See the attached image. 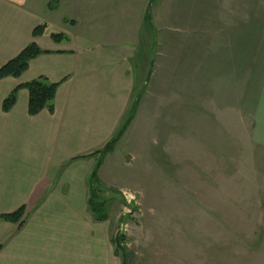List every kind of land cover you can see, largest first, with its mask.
Wrapping results in <instances>:
<instances>
[{
    "label": "crops",
    "instance_id": "crops-1",
    "mask_svg": "<svg viewBox=\"0 0 264 264\" xmlns=\"http://www.w3.org/2000/svg\"><path fill=\"white\" fill-rule=\"evenodd\" d=\"M51 1L0 0V69L33 43L43 52L19 78L0 80V216L25 210L19 223L0 219V264H123L122 257L117 262L116 250L110 258L108 221H96L90 211L88 180L98 162L96 153L127 121L135 93L142 89L139 81L148 72V62L155 60L151 56L155 43L142 42L149 10L139 6L131 15L127 0H100V13L93 9V0H59L50 9ZM225 1L215 0L213 12L203 20L200 16L205 31L225 32L220 37L227 41L216 44L220 49L214 51L212 71L206 74L231 79L232 74L244 73L238 78L246 79L253 56L254 15L260 20L256 31H264L263 0H258L260 4L230 0L228 13ZM207 2L200 0L199 7L208 6ZM65 6L67 16L62 12ZM206 17H212L213 23ZM60 21L69 29H60ZM42 25L43 36L34 38V30ZM54 34L64 39L55 42ZM41 77L60 84L54 112L45 109L30 116L29 93L23 86ZM18 88L16 103L4 112L3 103ZM200 96L198 92L193 108L186 94L182 111L215 112L214 103L209 107ZM261 98L260 133L254 142L259 146V192L264 205V89ZM251 103L250 90L244 107ZM207 126L215 130L212 116ZM211 142L218 145L213 148L216 153L231 149V139H221L217 132ZM260 224V231L229 235L245 240L251 254L247 264H264V212Z\"/></svg>",
    "mask_w": 264,
    "mask_h": 264
},
{
    "label": "rangeland",
    "instance_id": "rangeland-1",
    "mask_svg": "<svg viewBox=\"0 0 264 264\" xmlns=\"http://www.w3.org/2000/svg\"><path fill=\"white\" fill-rule=\"evenodd\" d=\"M229 1L224 4L227 13ZM100 2L91 1L98 13ZM127 2L131 15L143 5L152 15L154 28L145 20L142 42L147 46L155 41L151 54L155 60L151 85H144L149 62L139 81L142 99L134 119L104 156L97 173L101 196L108 200L110 258L120 232L127 264L250 263L245 240L229 239V235L260 231L264 212L259 146L254 142L260 133L264 89V31H256L260 20L253 16V56L246 79L238 78L244 73L232 74L231 79L217 74L212 79L206 73L212 71L214 51L220 49L215 46L223 43L220 36L225 32L205 31L199 20L213 12L215 0H208L209 7L204 8L199 7L200 0H154L151 10V0ZM62 12L67 16L69 7ZM206 18L213 23L212 17ZM95 19L100 24V15ZM57 26L69 29L62 21ZM250 90L252 103L244 107ZM198 92L217 111L202 110L203 115L182 111L186 94H190L188 103L197 107ZM134 109L135 105L128 119ZM211 116L216 131L207 126ZM214 132L221 139H231L230 151L213 150L218 146L211 142Z\"/></svg>",
    "mask_w": 264,
    "mask_h": 264
},
{
    "label": "trees",
    "instance_id": "trees-1",
    "mask_svg": "<svg viewBox=\"0 0 264 264\" xmlns=\"http://www.w3.org/2000/svg\"><path fill=\"white\" fill-rule=\"evenodd\" d=\"M58 3H59V0H52L49 4V8L55 9ZM149 13L150 12H148L146 20L148 21V24L153 30L154 25H153V22L150 21L148 17ZM44 32H45V26L44 25L39 26L34 30L33 36L34 38L43 36ZM52 39L55 42H61L64 39V36L62 34H54L52 35ZM41 54H43V52L38 48V46L34 43L31 44L25 50H23L18 57L8 62L6 65H4L0 69V80L8 78V77L19 78L23 73H25L28 70L29 63ZM59 86H60L59 83L51 84L44 77L36 79L26 84L25 86H23V88H25L29 93V102H28L29 115L36 116L45 109H48V111L52 114L54 112L53 104H54V100L56 98V94H57ZM18 90L19 88L15 90L14 92H12V94L3 103L4 112H9L14 106V104L16 103V97H17ZM137 95H136V98H137ZM134 117L135 115L133 116V119ZM131 122L129 123V125L131 124ZM127 128L123 130L122 135L127 130ZM122 135L119 136V139L122 137ZM118 140L115 143H112L109 145L105 155L108 154L110 148L113 145H115L118 142ZM101 152L102 150L98 152L99 156ZM100 184H101V181H99V179L97 178V174L89 178L88 186L90 190V198H89L88 204H89V208H90V211L92 212L94 219L98 222H105L108 220V217H109L108 200L106 198L104 199L101 196V189L99 187ZM121 202L124 206H129L125 200L121 199ZM24 213H25L24 208H21L13 214L0 216V219L7 221V222H11V223H19L22 217L24 216ZM122 241L123 239L122 237H120L121 245H122ZM116 254L123 258L122 251L119 247L116 248Z\"/></svg>",
    "mask_w": 264,
    "mask_h": 264
},
{
    "label": "water",
    "instance_id": "water-1",
    "mask_svg": "<svg viewBox=\"0 0 264 264\" xmlns=\"http://www.w3.org/2000/svg\"><path fill=\"white\" fill-rule=\"evenodd\" d=\"M154 2V0H151L150 2V5H149V9L151 10V7H152V3ZM149 19L150 21H152V15L149 14ZM153 65H154V60L152 59L151 60V65H150V69H149V72H148V75H147V78H146V84L149 83L150 81V77H151V74H152V71H153ZM141 99H142V93L139 92L138 95H137V98L135 100V109H134V113H132V115L129 117V119L126 121L122 131L120 132V134L114 138L112 141H110L107 145H105V147L102 149V152L98 158V162H97V166L93 172V175L97 174L101 164H102V161H103V158H104V155L109 147L110 144L112 143H115L118 139H119V136L122 135L123 133V130L126 129L129 125V123L132 121L133 119V116L136 114V112L138 111V108H139V105H140V102H141ZM115 244L117 247H119L122 251V261H123V264H127V254H126V250L125 248L121 245L120 243V232L116 233V236H115Z\"/></svg>",
    "mask_w": 264,
    "mask_h": 264
}]
</instances>
